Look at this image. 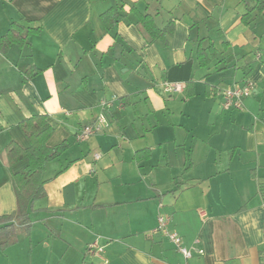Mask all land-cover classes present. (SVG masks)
<instances>
[{
    "label": "crops",
    "instance_id": "crops-1",
    "mask_svg": "<svg viewBox=\"0 0 264 264\" xmlns=\"http://www.w3.org/2000/svg\"><path fill=\"white\" fill-rule=\"evenodd\" d=\"M255 4L0 0V36L14 22L40 27L0 51V214L15 212L12 174L28 164L6 159L9 142L30 145L20 123L47 115V144H69L46 164L30 233L19 228L0 264H184L172 232L192 249L188 264H264V13L243 21ZM113 6L126 17L109 28L101 15ZM133 6L160 27L174 21L167 44L150 41ZM210 45L216 57L201 66L198 47ZM166 80L185 88L167 93ZM247 80L244 107L225 109L223 90ZM102 112V130L77 141ZM160 214L170 221L156 231Z\"/></svg>",
    "mask_w": 264,
    "mask_h": 264
},
{
    "label": "trees",
    "instance_id": "trees-1",
    "mask_svg": "<svg viewBox=\"0 0 264 264\" xmlns=\"http://www.w3.org/2000/svg\"><path fill=\"white\" fill-rule=\"evenodd\" d=\"M105 1V0H103ZM253 7L247 8V13L243 15V21L247 22L251 17V12L258 11L264 13V0H255ZM131 11L137 15L136 23L145 31L150 41L160 40L163 44L168 43V38L173 34L174 21L160 27L156 24L154 17L149 13H141L136 7ZM126 15L122 13L119 6H113L103 12L101 19L109 28L117 22L124 20ZM40 27H25L18 22H14L11 28L0 36V51L6 53L12 44L23 46L31 35L39 32ZM216 48L210 45L207 48L198 47L197 56L201 66H208L212 59L216 57ZM38 69L33 66L27 67L24 71V79L27 80ZM191 85V83H188ZM23 131L27 135L30 145L27 148L21 147L15 141H11L6 146V159L10 166L22 160H27V166L12 174V182L17 200V208L14 213L0 214V249L5 250L19 241V228L30 233L31 216L30 210L34 201L43 198L46 194L45 172L47 162L58 158L67 150L69 144L63 142L57 146L50 147L47 141L52 135L53 126L50 124L47 115L35 114L20 123ZM264 194V189H261ZM96 264V263H92Z\"/></svg>",
    "mask_w": 264,
    "mask_h": 264
},
{
    "label": "built area",
    "instance_id": "built-area-1",
    "mask_svg": "<svg viewBox=\"0 0 264 264\" xmlns=\"http://www.w3.org/2000/svg\"><path fill=\"white\" fill-rule=\"evenodd\" d=\"M255 84L251 80L245 81L243 84H235L230 88L223 90V106L226 109H237L240 110L244 107L245 100L252 95ZM185 88V83L183 82H172V81H164L163 89L167 93H176L181 92ZM120 100L116 97L111 99H104L101 101V106L104 109H109L112 107H116L120 105ZM108 118L106 112H102V114L90 124L82 127L76 135L77 141H85L91 136L95 135L99 131L102 130V127L107 124ZM170 221V216L166 214H160L158 217V226L155 229L156 231L165 230L168 222ZM168 236L171 241L174 242L178 250L183 254L185 259L184 264H188V260L192 257V249L185 246L182 243L181 236L176 233H168ZM102 250V247H99L98 242L91 243L87 248L88 254H97Z\"/></svg>",
    "mask_w": 264,
    "mask_h": 264
},
{
    "label": "rangeland",
    "instance_id": "rangeland-1",
    "mask_svg": "<svg viewBox=\"0 0 264 264\" xmlns=\"http://www.w3.org/2000/svg\"><path fill=\"white\" fill-rule=\"evenodd\" d=\"M131 68V71H132V73H136V71H135V69H134V67L133 66H131L130 67ZM224 107V106H223ZM226 109V108H225ZM229 110V109H228ZM88 256V258L90 259V256L89 255H87Z\"/></svg>",
    "mask_w": 264,
    "mask_h": 264
}]
</instances>
